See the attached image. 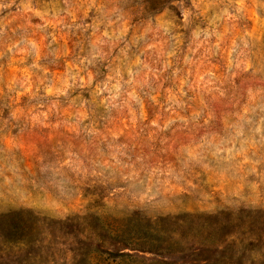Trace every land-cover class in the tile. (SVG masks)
<instances>
[{
  "label": "rangeland",
  "instance_id": "obj_1",
  "mask_svg": "<svg viewBox=\"0 0 264 264\" xmlns=\"http://www.w3.org/2000/svg\"><path fill=\"white\" fill-rule=\"evenodd\" d=\"M0 264H264V0H0Z\"/></svg>",
  "mask_w": 264,
  "mask_h": 264
}]
</instances>
